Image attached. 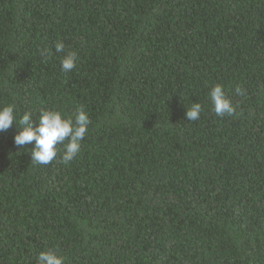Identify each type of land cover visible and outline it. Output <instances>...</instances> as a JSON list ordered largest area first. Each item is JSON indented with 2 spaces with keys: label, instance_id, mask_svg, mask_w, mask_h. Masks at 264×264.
Wrapping results in <instances>:
<instances>
[{
  "label": "trees",
  "instance_id": "obj_1",
  "mask_svg": "<svg viewBox=\"0 0 264 264\" xmlns=\"http://www.w3.org/2000/svg\"><path fill=\"white\" fill-rule=\"evenodd\" d=\"M7 104L91 123L69 164L0 132V264H264V0H0Z\"/></svg>",
  "mask_w": 264,
  "mask_h": 264
},
{
  "label": "clouds",
  "instance_id": "obj_2",
  "mask_svg": "<svg viewBox=\"0 0 264 264\" xmlns=\"http://www.w3.org/2000/svg\"><path fill=\"white\" fill-rule=\"evenodd\" d=\"M55 47L58 52L64 50L63 42H57ZM76 63L77 54L70 52L61 61L62 70L66 73L70 72ZM209 95L216 115L234 114L235 106L226 96L223 85L214 86ZM201 111L202 105L199 102L193 103L187 108L186 117L191 121H197ZM13 123L18 129L14 136V143L23 148L34 141L31 163L47 165L56 158L60 145H64L62 156L64 164H69L77 157L81 151V141L88 132L91 120L83 108L77 111L75 120L70 116H65L59 110L42 109L38 120H33L31 112H24L17 123L16 106L14 104L0 106V132L7 131ZM65 141H67L66 144ZM37 264H65V257L54 250L41 251L37 256Z\"/></svg>",
  "mask_w": 264,
  "mask_h": 264
}]
</instances>
